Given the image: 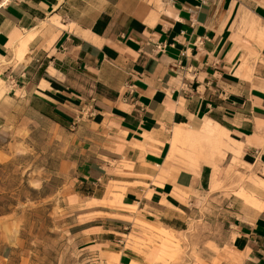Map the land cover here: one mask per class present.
Masks as SVG:
<instances>
[{"label":"crops","instance_id":"obj_1","mask_svg":"<svg viewBox=\"0 0 264 264\" xmlns=\"http://www.w3.org/2000/svg\"><path fill=\"white\" fill-rule=\"evenodd\" d=\"M0 80L73 130L77 252L159 264L147 225L202 217L223 230L216 264H264V0H0ZM202 126L220 152L190 165L180 143Z\"/></svg>","mask_w":264,"mask_h":264},{"label":"rangeland","instance_id":"obj_2","mask_svg":"<svg viewBox=\"0 0 264 264\" xmlns=\"http://www.w3.org/2000/svg\"><path fill=\"white\" fill-rule=\"evenodd\" d=\"M2 91L0 86V264H111L113 258L103 263L80 254L67 236L70 177L81 155L73 130L2 100ZM206 128L187 131L188 141L180 143L190 165H198L206 148L220 152V139H208L212 135ZM257 180L264 186V180ZM235 193L262 206L253 192L241 188ZM198 219L182 232L147 225L157 263L206 264L211 254L212 264L218 262L223 230Z\"/></svg>","mask_w":264,"mask_h":264}]
</instances>
